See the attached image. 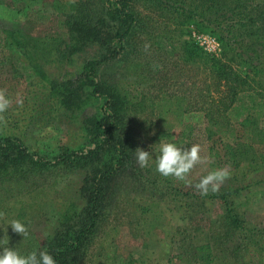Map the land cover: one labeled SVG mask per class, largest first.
<instances>
[{
  "label": "rangeland",
  "instance_id": "374dc122",
  "mask_svg": "<svg viewBox=\"0 0 264 264\" xmlns=\"http://www.w3.org/2000/svg\"><path fill=\"white\" fill-rule=\"evenodd\" d=\"M196 1L172 0V4L158 5L151 0H135L133 9L139 26L126 41V55L99 70L102 85L127 95L134 106L128 135L131 161L114 184L120 196L113 214L82 264H128L131 259L132 264H199L187 255L185 243L192 241L196 245L206 240L215 244V264H247L249 255L244 252L235 258L231 253V263L228 260L229 239L224 237L225 222L219 219L224 210L221 205L202 199L207 213L193 214L195 219L189 223L166 206L170 196L159 198V192L170 190L163 181L159 183L160 174L152 164L160 143H173L187 124L206 128L210 136L205 145L199 144L207 163L190 174L193 185L209 172L228 167L230 178L220 189H242L230 197L235 211L249 227L264 229V201L260 205L264 198V185L260 186L264 180V145H248L247 128L235 125L229 133L220 135L219 128L207 124L208 119L204 121L203 110L219 105L221 95L216 79L203 67L200 58L191 48L186 52L188 42L194 51L200 48L221 59L223 47L218 38L223 34L232 38L228 31L235 27L232 33L237 41L251 42L254 48L246 58L248 65L239 58H234L230 65L259 82L250 83L251 90L264 95V40L255 41L254 37L259 36L257 26L264 18L263 0H246L244 7L225 0L228 11L204 13L203 18L198 17L202 10L196 8ZM106 12L104 0H0V28L16 32L17 39L24 43L20 48L6 44L0 51V89L6 90L12 100V106L3 113L6 123H0V135L19 138L32 151L55 149L58 145L73 149L86 145L103 99L94 95L81 78L86 63L105 54L112 43L115 28ZM209 18H217L222 29L209 24ZM194 32L216 39L221 52L208 53L196 42ZM73 37L78 39L79 46L68 58H62L61 53ZM18 99L23 101L22 105L17 103ZM214 117L212 113L211 120ZM256 125L264 128V118ZM223 144L236 145L239 160L251 161L256 166L250 189H244L248 185L247 165L220 164L209 157V146L223 152ZM137 148L150 152L148 167L136 164ZM86 174L57 171L26 184L0 181V213H4L0 218V239L7 228L8 247L21 255L45 250L59 212L82 207L81 189ZM184 190L201 196L192 186ZM202 200L194 199L192 203ZM11 220L26 225L27 238L12 230L8 225ZM195 233L196 238H186Z\"/></svg>",
  "mask_w": 264,
  "mask_h": 264
},
{
  "label": "trees",
  "instance_id": "16d2710c",
  "mask_svg": "<svg viewBox=\"0 0 264 264\" xmlns=\"http://www.w3.org/2000/svg\"><path fill=\"white\" fill-rule=\"evenodd\" d=\"M151 1L158 5L172 4V0ZM224 1L197 0L199 5L196 8L202 10L198 17L203 18L204 13L215 15L228 11L230 8ZM245 1L233 0L232 5L244 7ZM249 1L251 0H247V2ZM134 2L135 0H104L106 13L114 23L115 34L109 50L98 58L88 61L83 70L81 80L90 85L94 95L103 99V106L88 134L86 145L78 149H73L68 145H58L55 149L47 147L43 150L32 151L21 139L0 135L1 182L26 184L47 173L57 171L87 172L85 184L81 189L84 199L82 207L78 209L68 207L59 212L56 226L46 240L45 250L54 257L56 264H82L85 261L102 229L111 218L115 203L119 199V191L114 184L122 175L124 167L131 161L132 146L128 135L132 125L131 114L134 106L127 95H120L102 85L99 80V70L107 63L126 55L128 50L126 41L139 26V17L133 9ZM262 9L261 13L264 15V0ZM260 22V26H257L259 36L254 35L255 41L264 40V18ZM208 23L215 24L217 29H222L217 18H209ZM245 26L251 28L250 24ZM232 30L225 29V32L228 31L232 38L226 34L220 35L218 38L223 47L221 59L206 54L200 48L194 51L188 42H186V52L189 53L190 50L187 48H191V52L200 58L203 67L208 69L216 79L221 95L219 105L203 110L204 121L206 122L208 119L207 124H214L219 128L220 135H226L235 125L247 128L245 136L247 144L262 146L264 145V128L256 124L264 118V95L251 90L250 87V83L259 84V82L234 70L230 65L234 58H239L240 61H245L247 64L246 58L252 52L254 44L251 42L245 44L243 40L237 41ZM233 40L234 43H231ZM6 44L16 48L24 45L21 40L17 39L16 32L0 28V51L7 46ZM78 46V39L71 38L67 50L61 53V57L68 58L69 54ZM212 113L216 116L214 120H211ZM208 141H210V136L206 128L187 124L181 130L179 138L173 143L184 148L200 144V142L205 145ZM222 150L223 152L219 148L209 146V157L218 160L220 164L231 163L236 167L247 165L245 181L247 179L248 185L244 189H250L253 186L251 183L253 174L256 175L257 172L256 166L251 161L239 160V150L236 149V145L223 144ZM152 166L155 168V162ZM200 166L198 165L195 169ZM158 179L159 183L163 181L170 190L169 193L159 192V198L170 196L166 201V206L171 212L180 214L181 219L189 221V223H193L192 221L195 219L193 214L199 216L198 214L207 213L205 201L202 199L207 197L213 201H221L225 211L221 218V221L225 222L224 237L229 239L228 245L231 248V251L229 248V262L231 263V253L235 258L239 252H244L249 255L247 264H262L264 260V232L249 227L248 222L235 211V204L230 200L231 196L238 195L242 189L230 191V189L224 188L220 189L218 193H210L206 197H196L192 192L184 190L187 185L181 181L161 175ZM262 185H264V180L260 186ZM194 199L202 201H199V204H194L192 203ZM192 205L196 208L192 209ZM211 224L215 225L212 220ZM196 236H198L197 233L189 234L186 238H196ZM210 237L213 236L210 235ZM215 243L220 244V240L215 239ZM214 245L213 241L208 240L198 242L196 245H193L192 241L185 243V247L189 250L187 252L186 249L187 255H191L194 261L199 264L217 263ZM128 264H132V259Z\"/></svg>",
  "mask_w": 264,
  "mask_h": 264
},
{
  "label": "clouds",
  "instance_id": "9594fccd",
  "mask_svg": "<svg viewBox=\"0 0 264 264\" xmlns=\"http://www.w3.org/2000/svg\"><path fill=\"white\" fill-rule=\"evenodd\" d=\"M17 103L22 105L23 101L18 99ZM11 106L12 100L7 97L6 90L0 89V123H6L3 113ZM200 153L201 146L199 144L181 148L174 143H160L158 154L155 157L156 171L163 177H171L194 187L201 196L218 193L224 181L230 178L228 167L209 172L194 185L189 179L193 169L198 165L207 163V157H202ZM135 162L140 168L148 167L150 152L137 148L135 151ZM3 216L4 213H0V218H3ZM8 225L11 226L15 233L24 238L29 235L26 225L19 220H11ZM8 244L9 237L6 228L4 229L3 239H0V264H56L54 257L46 250L33 251L28 255H21L15 249L8 247Z\"/></svg>",
  "mask_w": 264,
  "mask_h": 264
},
{
  "label": "built area",
  "instance_id": "2783aa9c",
  "mask_svg": "<svg viewBox=\"0 0 264 264\" xmlns=\"http://www.w3.org/2000/svg\"><path fill=\"white\" fill-rule=\"evenodd\" d=\"M193 37L208 53L219 54L221 52V46L216 39L206 35H198L195 32L193 33Z\"/></svg>",
  "mask_w": 264,
  "mask_h": 264
},
{
  "label": "crops",
  "instance_id": "0c3cea01",
  "mask_svg": "<svg viewBox=\"0 0 264 264\" xmlns=\"http://www.w3.org/2000/svg\"><path fill=\"white\" fill-rule=\"evenodd\" d=\"M187 186H188V185H187ZM187 186H186V187H187ZM186 187H185V188H186ZM261 198H263V197H261ZM206 199H207V197H206ZM209 200H210V199H209ZM261 200H262V201L260 202V205L263 204L262 202L264 201V198L261 199ZM210 201H211L212 203H215L216 205L219 204V206H220V205L222 206V202L219 201V200H214V201H213V200H210ZM222 213H223L222 215L224 216V214H225L224 210H223ZM179 215H180V214H179ZM180 217H181V216H180ZM219 219H221V216L219 217ZM259 229L264 230L263 228H259ZM262 264H264V260H263Z\"/></svg>",
  "mask_w": 264,
  "mask_h": 264
}]
</instances>
